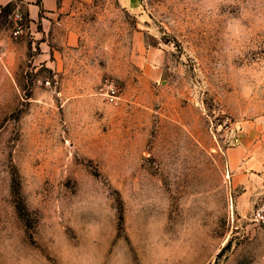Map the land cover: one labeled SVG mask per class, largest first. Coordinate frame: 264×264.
Returning <instances> with one entry per match:
<instances>
[{"label":"rangeland","instance_id":"1","mask_svg":"<svg viewBox=\"0 0 264 264\" xmlns=\"http://www.w3.org/2000/svg\"><path fill=\"white\" fill-rule=\"evenodd\" d=\"M134 2L0 0V264H264V0Z\"/></svg>","mask_w":264,"mask_h":264},{"label":"crops","instance_id":"2","mask_svg":"<svg viewBox=\"0 0 264 264\" xmlns=\"http://www.w3.org/2000/svg\"><path fill=\"white\" fill-rule=\"evenodd\" d=\"M92 0H18V8L22 10L26 15L27 28L33 30L37 23L45 25L51 17H54L60 10H64L70 4L72 6L76 4L90 3ZM118 2L126 7H133L134 0H118ZM246 150H243L241 146H237L230 152V166L237 168L240 165H253V161H241V156L247 154ZM241 155L240 157H237ZM261 162L258 166H262Z\"/></svg>","mask_w":264,"mask_h":264},{"label":"built area","instance_id":"3","mask_svg":"<svg viewBox=\"0 0 264 264\" xmlns=\"http://www.w3.org/2000/svg\"><path fill=\"white\" fill-rule=\"evenodd\" d=\"M18 15H15L17 19ZM25 31V26L22 22L15 20V24L12 28V34L14 36H19ZM105 94L111 100L115 101L117 97V92L113 83L109 82L104 84ZM254 199L252 202V208L250 213V219L258 226L264 229V173L261 179L260 185L255 189Z\"/></svg>","mask_w":264,"mask_h":264}]
</instances>
